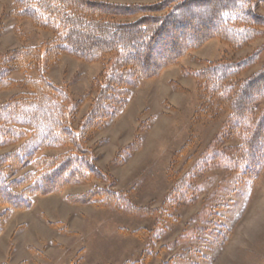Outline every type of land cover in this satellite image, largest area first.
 Masks as SVG:
<instances>
[{
	"label": "rangeland",
	"instance_id": "1",
	"mask_svg": "<svg viewBox=\"0 0 264 264\" xmlns=\"http://www.w3.org/2000/svg\"><path fill=\"white\" fill-rule=\"evenodd\" d=\"M250 1L264 17L258 0ZM12 9L11 0H0V54L40 47L51 39L52 32L15 18ZM258 30L260 35L238 50L211 38L156 77L131 88L122 112L84 140L87 158L102 178L34 196L28 209L11 211L0 226V264H264V158L252 179L233 169L243 128L233 132L229 112L208 102L191 75L206 62H237L256 53L255 63L239 78L257 73L264 68V27ZM113 57L86 63L62 53L47 69L46 77L68 91L73 128L89 111L95 96L92 81ZM37 77V73L26 76ZM10 78L20 81L24 76ZM21 92L18 87L0 91V102ZM263 106L264 101L256 106L250 122ZM140 126V147L132 153L130 146ZM184 146L182 155L175 157ZM13 148L1 149L0 155ZM66 151L46 150L41 155ZM195 167L201 172L192 183L194 193L184 203L173 204L170 195L175 184ZM95 187L122 194L139 212L69 202ZM5 210L0 206V215Z\"/></svg>",
	"mask_w": 264,
	"mask_h": 264
},
{
	"label": "trees",
	"instance_id": "2",
	"mask_svg": "<svg viewBox=\"0 0 264 264\" xmlns=\"http://www.w3.org/2000/svg\"><path fill=\"white\" fill-rule=\"evenodd\" d=\"M11 1L12 16L27 19L53 36L40 47H20L0 54V91L14 87L22 91L0 102V150L14 147L0 155V206L6 208L0 215V226L11 211L28 209L34 196L102 178L87 158L84 140L122 112L130 89L141 80L156 77L211 38L241 49L264 27V17L255 12L258 6L250 0H161L152 4ZM258 5L264 10V0H258ZM2 27L0 23V33ZM62 53L86 63L114 56L92 81L95 96L76 129L67 110V89L46 77L47 69ZM257 57L256 53L237 62H204V68L191 73L201 95L229 112L233 132L243 128L233 169L245 179L255 176L264 158V108L250 122L256 106L264 101V68L247 79L239 78ZM30 73L38 77L26 78ZM13 74L24 78L11 79ZM141 127L130 146L132 153L140 147ZM60 148L68 151L58 156L41 155ZM193 170L175 184L170 195L173 204L184 203L194 193L192 183L201 168ZM69 202L139 212L122 194L105 188L95 187L69 198Z\"/></svg>",
	"mask_w": 264,
	"mask_h": 264
}]
</instances>
